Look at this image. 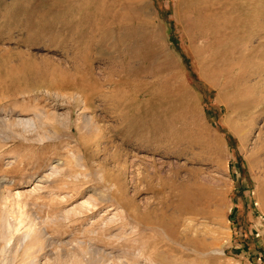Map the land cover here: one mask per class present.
Listing matches in <instances>:
<instances>
[{"label": "rangeland", "instance_id": "374dc122", "mask_svg": "<svg viewBox=\"0 0 264 264\" xmlns=\"http://www.w3.org/2000/svg\"><path fill=\"white\" fill-rule=\"evenodd\" d=\"M263 71L264 0H0V264H264Z\"/></svg>", "mask_w": 264, "mask_h": 264}, {"label": "bare ground", "instance_id": "6f19581e", "mask_svg": "<svg viewBox=\"0 0 264 264\" xmlns=\"http://www.w3.org/2000/svg\"><path fill=\"white\" fill-rule=\"evenodd\" d=\"M63 5V4H62ZM53 7V6H52ZM66 13H64V15H65ZM48 28V27H47ZM223 27H221V29H222ZM85 29V28H84ZM70 30H72V26H71V29ZM216 30V29H215ZM214 30V31H215ZM72 31H74V29L72 30ZM217 32V31H216ZM83 33V32H82ZM218 33V32H217ZM219 34V33H218ZM259 68H260V66H259ZM259 68H257V69H259ZM255 70V69H254ZM249 71V70H248ZM247 71V72H248ZM264 72V71H263ZM29 73L30 74H32V77H31V80L33 81V80H35L36 79V74H37V72H36V70H34V67H30V69H29ZM8 74L9 75H11V79H17V80H20V81H22L24 78H25V75H26V70H25V68L22 66L21 68H19V69H17L16 71H12V72H8ZM256 74V73H255ZM254 74V75H255ZM260 74H262L261 73V71H260ZM249 75V74H248ZM254 75H252V76H254ZM259 75V74H258ZM246 77V76H245ZM260 77H261V75H260ZM255 79V78H254ZM241 80V79H240ZM250 80V79H249ZM256 80V79H255ZM251 82V81H250ZM249 82V83H250ZM259 82V81H258ZM264 104V103H263ZM262 105V104H261ZM39 116V115H38ZM150 116H151V114H150ZM41 117V116H40ZM151 118V117H150ZM151 120V125H150V127H148L145 123H144V121H143V123L142 124H144L145 125V127L146 128H148V129H152L153 131H157V128H155L154 126H152V124H154V120L152 121V119H150ZM149 120V121H150ZM139 121H140V119H139ZM19 123H21V124H23L24 125V127L25 128H29V129H36V127H37V125H36V127H34V122H33V120L31 121V119H27L26 118V120H23V121H18ZM87 123H88V125L87 126H89L90 125V127H91V122L89 121V120H87L86 121ZM146 122V121H145ZM44 123V122H43ZM125 123V122H124ZM130 123V122H129ZM121 124V123H120ZM119 124V125H120ZM127 124V123H126ZM138 124H139V122H138ZM147 124H148V122H147ZM17 125H19V124H17ZM128 125V124H127ZM139 125H141V124H139ZM154 125H157V124H154ZM161 126V125H160ZM23 127V126H22ZM40 127V126H39ZM139 127V129H137V130H140V126H138ZM141 127H143V125L141 126ZM163 127V126H162ZM27 128V129H28ZM88 128V127H87ZM127 128V127H126ZM26 129V130H27ZM40 129V128H39ZM87 130V129H86ZM95 130H98V129H95ZM127 130V129H126ZM159 130V129H158ZM29 131V130H28ZM24 132H25V130H24ZM30 132H33V131H30ZM131 132H133V131H131ZM26 133V132H25ZM28 133V132H27ZM43 133H45V132H43ZM173 133V132H172ZM163 134V133H162ZM129 135V134H128ZM130 135H131V133H130ZM129 135V136H130ZM133 135V134H132ZM158 136V135H157ZM126 138H127V136H126ZM125 138V139H126ZM177 139V138H176ZM127 141L126 142H128L129 141V138H127L126 139ZM152 140V139H151ZM134 141V140H133ZM168 141V138L167 137H165V138H162V137H159V138H154L153 140H152V142L156 145V144H158L159 142H163L164 144H166V146H164V147H162L164 150L165 149H167L168 148V153H174V154H176V157H177V155L178 156H182L181 154H182V149H181V142L179 141V140H169V141H171V144L170 145H172L173 147H175V148H173V149H176V150H173V149H171L169 146H167V142ZM152 142L151 141H146L145 143H137V144H135V146L136 147H139L140 149H141V147H147V148H149V146H151V145H153L154 146V144H152ZM129 143H127V145H128ZM134 145V144H133ZM151 148H154V147H151ZM136 150H137V148H136ZM173 154V156H175ZM77 157V156H76ZM175 157V158H176ZM79 158V157H78ZM81 158V157H80ZM179 158V157H178ZM177 158V159H178ZM117 159V158H116ZM78 161H79V159H78ZM78 161H77V163H78ZM82 161V160H81ZM81 165V164H80ZM97 165V164H96ZM120 165V164H119ZM77 166V165H76ZM78 167V166H77ZM81 167V166H80ZM79 167V168H80ZM95 168V167H94ZM180 168H182V167H179V168H177V169H179V170H181ZM181 172V171H180ZM187 175H186V178H179V175H178V173L175 171H173L172 172V175L170 176V177H167L166 175H165V179L164 180H160V182H159V184H160V189H158L156 192L157 193H163L164 192V190L166 189V190H168L170 193H174V190L175 189H177L178 187H182V189L179 191V194L177 195L176 194V196H177V198H174V199H176V201H175V205L173 204L172 206V210L173 211H176L177 212V216L179 217V219L182 217V216H184V215H197L198 213H199V209L200 208H198V206H199V204L201 203V201H202V198H203V196H204V189L200 186V183H199V179H198V175L194 172V170H188L187 172ZM105 175V174H104ZM104 175H102L101 174V179L102 180H104V181H106V177L104 176ZM108 178V177H107ZM109 178H110V176H109ZM181 180V181H180ZM184 180H187V183H185L186 181H184ZM108 181H111V182H113L114 181V184H116V179H114V178H112V179H110V180H108ZM180 181V182H179ZM154 186V185H153ZM147 188V187H146ZM5 189V188H4ZM111 189V188H110ZM152 189V188H151ZM2 194V193H1ZM19 195H21V194H19V193H16V196L17 197H19ZM103 195V194H102ZM160 196V195H159ZM101 197V196H100ZM100 197H98V199L100 198ZM104 197V196H103ZM163 198H165V197H163ZM92 199L93 198H91V201H92ZM104 199V198H103ZM89 200V199H88ZM85 201L84 203H82L81 205H80V208L81 207H85V205H86V208H88L90 205H88V207H87V204H89L90 203V201ZM165 200V199H164ZM93 201H94V199H93ZM93 201H92V203H93ZM99 201V200H98ZM103 201H106L105 199L103 200ZM166 203V205H169L170 204V202H169V200H167V201H165ZM92 205V204H91ZM96 205V204H95ZM164 205V204H163ZM111 206V205H110ZM168 210V209H167ZM4 216V218H5V214L4 215H2V217ZM177 216H171L170 218L169 217H167V215H166V211H163V213H161V215H160V217H156V218H154V219H152L151 221H149V220H147L148 221V223H146L145 222V224H147V225H149L151 228L153 227V226H161L162 227V230H163V235L161 236V237H164L165 239H167L168 240V242L167 241H165V239H162V240H159V243L158 244H160V246H167V245H169V244H178V240H180L179 239V237H178V235L179 234H181V231L179 230V223H178V221L179 220H177L178 218H177ZM2 219V221H1V224H0V238H2V239H5V237H6V232L9 230V226H8V224H7V222H6V220L5 219ZM181 220V219H180ZM20 226V225H19ZM34 232V231H33ZM190 233L188 230H186V232L185 233ZM185 233H183V234H185ZM33 234V233H32ZM38 234V233H37ZM187 235V234H186ZM26 236V235H25ZM24 236V237H25ZM185 236V235H184ZM20 237V236H19ZM165 241V242H164ZM167 242V243H166ZM18 245V244H17ZM173 246H175V245H173ZM161 251V250H160ZM162 252V251H161ZM159 254V253H158ZM156 255V258H155V262H157L158 264H172V261H169L167 258H165L164 256H162V255ZM64 258V257H63ZM64 262V261H63ZM154 262V261H153ZM92 264V263H91ZM118 264V263H117Z\"/></svg>", "mask_w": 264, "mask_h": 264}]
</instances>
